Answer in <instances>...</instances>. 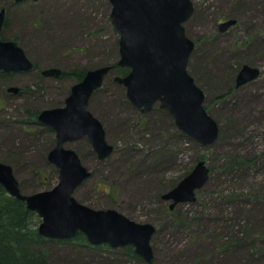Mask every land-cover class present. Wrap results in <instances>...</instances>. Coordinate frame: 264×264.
<instances>
[{
	"label": "rangeland",
	"instance_id": "374dc122",
	"mask_svg": "<svg viewBox=\"0 0 264 264\" xmlns=\"http://www.w3.org/2000/svg\"><path fill=\"white\" fill-rule=\"evenodd\" d=\"M192 1L194 13L184 25L195 44L188 71L205 93L204 107L219 125V139L202 145L182 133L158 104L141 112L112 69L89 110L103 124L114 152L99 160L87 137L64 145L91 171L74 196L94 209H115L155 226L152 264H264V0ZM3 9L2 38L17 42L34 68L0 71V163L12 167L22 194L31 195L59 182V170L48 160L55 131L31 114L64 107L84 78L73 72L114 67L120 34L109 0H0ZM232 19L237 23L221 32L220 24ZM243 65L261 74L237 87ZM50 68L66 76L44 77ZM15 87L19 91L11 92ZM200 161L210 173L196 201L170 210L162 196ZM45 248L50 264L146 263L131 261L120 248L59 240Z\"/></svg>",
	"mask_w": 264,
	"mask_h": 264
},
{
	"label": "water",
	"instance_id": "95a60500",
	"mask_svg": "<svg viewBox=\"0 0 264 264\" xmlns=\"http://www.w3.org/2000/svg\"><path fill=\"white\" fill-rule=\"evenodd\" d=\"M16 3L25 0H14ZM38 1V0H35ZM111 18L120 34L118 65L129 68L116 81L126 88L128 100L141 112H151L158 104L173 117L177 128L202 145H212L219 139L218 123L204 107L205 93L188 71L195 44L187 36L185 24L192 18V0H109ZM6 11L0 12V71L29 72L34 68L24 49L12 40L2 38ZM235 19L220 24L224 32L235 25ZM113 67L89 70L82 81L72 87L64 107L40 112L38 121L50 126L56 134V147L48 160L59 170L58 184L47 191L22 194L10 165L0 163V185L13 197L23 201L41 222L38 231L46 239L71 240L79 232L94 246L108 245L112 249L132 246L138 256L152 264L151 241L156 228L150 223H138L115 209H94L80 203L76 190L91 177L77 152L67 149L68 142L87 137L98 159L106 160L114 146L106 138L101 121L89 110L93 94L103 86ZM44 77L60 78L63 71L50 68ZM261 70L243 65L236 86L259 78ZM17 93L18 88H11ZM204 161L162 198L174 210L178 204L193 203L196 193L209 179Z\"/></svg>",
	"mask_w": 264,
	"mask_h": 264
},
{
	"label": "trees",
	"instance_id": "16d2710c",
	"mask_svg": "<svg viewBox=\"0 0 264 264\" xmlns=\"http://www.w3.org/2000/svg\"><path fill=\"white\" fill-rule=\"evenodd\" d=\"M129 71V68L115 63L112 75L124 77ZM86 72L85 70L75 71L73 74L81 80ZM65 76L66 72L61 78ZM38 87L41 88L39 85ZM38 115L39 112L32 113L31 117L37 119ZM39 223L40 218L36 213L30 211L23 201L11 196L0 185V264H50L45 244L54 240L46 239L40 235ZM59 241L83 248L112 249L108 245L94 246L90 244L86 236L80 232L71 240ZM120 249L131 261L143 262L142 258L136 254L134 247L127 246Z\"/></svg>",
	"mask_w": 264,
	"mask_h": 264
},
{
	"label": "flooded vegetation",
	"instance_id": "af4514ba",
	"mask_svg": "<svg viewBox=\"0 0 264 264\" xmlns=\"http://www.w3.org/2000/svg\"><path fill=\"white\" fill-rule=\"evenodd\" d=\"M223 23V22H222ZM161 109V108H160Z\"/></svg>",
	"mask_w": 264,
	"mask_h": 264
}]
</instances>
